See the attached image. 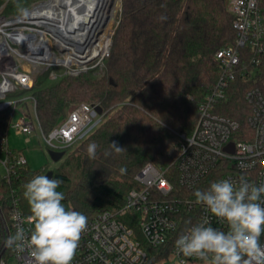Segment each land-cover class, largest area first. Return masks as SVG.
<instances>
[{
    "label": "trees",
    "instance_id": "16d2710c",
    "mask_svg": "<svg viewBox=\"0 0 264 264\" xmlns=\"http://www.w3.org/2000/svg\"><path fill=\"white\" fill-rule=\"evenodd\" d=\"M45 0H0V16L18 17ZM229 0H122L120 21L110 53L97 69L77 75L46 70L32 88L18 89L9 97L32 95L41 128L49 134L80 103L99 105L104 119L79 143L66 149L52 169L62 181L57 191L63 203L82 212L87 220L105 210H116L128 191L137 186L136 175L148 162L168 167L179 154L180 133L190 134L199 119V106L213 91L221 67L216 52L235 39ZM52 70V68H51ZM253 82L238 77L216 112L241 122L248 129L251 107L245 99ZM0 113V136L11 122ZM98 145L90 159L87 147ZM124 150L117 153L110 144ZM12 153H14L12 151ZM50 171V170H49ZM47 169L19 166L0 178V255L13 249L4 240L15 235L11 213L14 201L26 214L24 185ZM175 240L151 248L148 264L169 257ZM4 251V252H3ZM3 252V253H2Z\"/></svg>",
    "mask_w": 264,
    "mask_h": 264
},
{
    "label": "built area",
    "instance_id": "2783aa9c",
    "mask_svg": "<svg viewBox=\"0 0 264 264\" xmlns=\"http://www.w3.org/2000/svg\"><path fill=\"white\" fill-rule=\"evenodd\" d=\"M46 3L34 5L26 15L11 19L0 16V113L8 111L12 117L0 136V149H6L8 154L3 161L6 177L17 167L28 164L21 152L14 155L9 147L8 128L17 111L20 117L14 124L16 132L31 134L36 121L50 149L56 151L75 146L103 117V113L95 110L96 105L80 103L45 134L38 118L36 99L27 94L9 97L18 89L33 87L36 65L44 66L43 70L63 67L70 75L81 72L75 62L61 61L68 56L60 53L69 49L62 45L64 38L59 29H53L58 26L54 22L42 23L43 18H30L31 12ZM228 8L233 15L235 39L216 52L221 73L215 88L199 106L194 131L179 134V154L173 164L162 167L146 163L135 177L137 186L128 191L122 206L105 210L88 220L72 264H148L151 248L176 241L205 218L210 226L227 230L226 224L206 206L197 203L195 191L206 190L211 182L220 179L237 184H264V0H229ZM56 75L53 70L50 72L51 77ZM238 77L254 83L245 93L251 107L248 129H243L238 120L215 110ZM261 199L264 201V196ZM30 215L14 201L11 213L14 233L18 225L28 232L32 224ZM261 243H264V235ZM11 255L16 264H29L27 251L18 253L13 249ZM165 259L168 264L202 261L178 254L175 245ZM8 261L0 255V264H10Z\"/></svg>",
    "mask_w": 264,
    "mask_h": 264
},
{
    "label": "clouds",
    "instance_id": "9594fccd",
    "mask_svg": "<svg viewBox=\"0 0 264 264\" xmlns=\"http://www.w3.org/2000/svg\"><path fill=\"white\" fill-rule=\"evenodd\" d=\"M20 11L27 14L26 9ZM110 145L117 153L124 150L115 143ZM97 147L94 142L88 145L90 159L96 157ZM61 183L59 179L35 175L24 185L23 197L32 224L27 233L18 225L15 235L4 240V246L18 253L27 251L29 264H72L87 230V217L63 203L65 194L57 191ZM194 195L197 203L227 225V230L210 226L205 218L176 239L178 254L208 264H264V184L220 179ZM16 218L20 220L19 214Z\"/></svg>",
    "mask_w": 264,
    "mask_h": 264
},
{
    "label": "rangeland",
    "instance_id": "374dc122",
    "mask_svg": "<svg viewBox=\"0 0 264 264\" xmlns=\"http://www.w3.org/2000/svg\"><path fill=\"white\" fill-rule=\"evenodd\" d=\"M45 1L50 2L51 0H45ZM109 1L110 2H109L108 18L106 19L104 23L103 29L99 33L100 36L98 35V38L102 40L101 41L102 43L101 51L102 52H100V54L98 55L91 57V59L86 61L85 63H79L78 61L73 60V59H70L69 61L70 52L69 50H64L60 53L64 57L68 56L66 59H64V62H68V61L75 62L76 64H78V69H80L81 71H87L90 68L97 69L98 70L97 72H100L102 70L103 60L110 53L111 44L113 41L114 34L116 32L117 26L120 21V13L122 9V0H109ZM54 47L56 49L58 48V46H55V44H54ZM36 67L37 68H36V71H34L35 72L34 75H36L37 77L46 71V70H43L45 68L42 65L40 66L36 65ZM49 70L50 72L53 70V72H55L56 74L59 72H65L63 67H54L52 68V70L51 69ZM50 72H49V75H50ZM29 106H30V103H29ZM19 117H20V112L17 111L15 113V116L13 117L12 124L8 128L9 147L11 151L14 152V155L15 153L17 154L18 151L21 152V154H23L27 158V161H28L27 165L31 169H34V170L47 169L49 171V170H52L58 167L61 164V162L54 161L51 158L50 153H49L50 147L48 146V143L46 142L43 136V133L41 129L39 128V125L36 121H35V129L32 131L31 134L25 135V134H19L16 132V128L14 124L18 121ZM94 119L97 120L98 115L94 116ZM103 119H104V116L102 117V120ZM92 130H90L89 132H91ZM54 143H57V141L54 140ZM7 157H8L7 150L0 149V178L5 177L6 175V169L3 164V161ZM5 258L9 260L8 262L10 264H16L11 254L10 255L7 254ZM156 264H168V260L164 259V260L157 262ZM187 264H208V262L207 261H193V262H188Z\"/></svg>",
    "mask_w": 264,
    "mask_h": 264
},
{
    "label": "bare ground",
    "instance_id": "6f19581e",
    "mask_svg": "<svg viewBox=\"0 0 264 264\" xmlns=\"http://www.w3.org/2000/svg\"><path fill=\"white\" fill-rule=\"evenodd\" d=\"M109 2V0H51L31 12L30 18H43L45 21H39L46 25L54 22L58 27L53 29H59L63 35L62 45L70 50L69 61L73 59L85 63L102 52V40L98 35L108 18ZM56 60L59 61L58 58ZM61 61L64 62V59Z\"/></svg>",
    "mask_w": 264,
    "mask_h": 264
},
{
    "label": "water",
    "instance_id": "95a60500",
    "mask_svg": "<svg viewBox=\"0 0 264 264\" xmlns=\"http://www.w3.org/2000/svg\"><path fill=\"white\" fill-rule=\"evenodd\" d=\"M46 2H48V1H46ZM43 3V2H42ZM95 110L99 113V114H102L103 113V108L101 107V106H99V105H96L95 106ZM49 153H50V156H51V158L54 160V161H59L63 156H64V154H65V152L64 151H56V150H53V149H50V151H49ZM46 176L48 177V178H52V176H53V171H48L47 173H46ZM4 252V251H3ZM2 252V253H3Z\"/></svg>",
    "mask_w": 264,
    "mask_h": 264
}]
</instances>
